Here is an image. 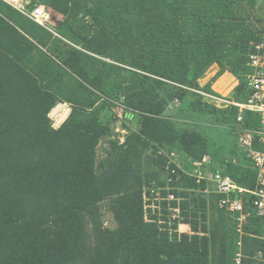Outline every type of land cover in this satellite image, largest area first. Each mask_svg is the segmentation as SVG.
I'll return each instance as SVG.
<instances>
[{
  "label": "trees",
  "instance_id": "16d2710c",
  "mask_svg": "<svg viewBox=\"0 0 264 264\" xmlns=\"http://www.w3.org/2000/svg\"><path fill=\"white\" fill-rule=\"evenodd\" d=\"M41 1L64 16L89 14L96 30L79 37L80 48L58 40L66 49L52 55L44 50L51 34L0 1V264H232L237 236L229 213L225 225L217 196L219 218L211 216L210 228L202 225L207 235L179 234L175 225L169 231L155 216L145 220L143 179H158L164 158L153 153L143 163L141 156L147 147L193 158L209 152L204 134L177 113L164 115L174 100L184 104L194 96L190 112L238 123L236 106L201 104L192 89L217 63L237 79L234 100H245V64L259 31L230 14L233 0ZM104 59L129 68L131 81L119 90L124 115L137 113L140 128L98 171L95 146L106 126L95 94L108 90L109 69L121 70ZM65 101L71 110L53 127L48 114ZM240 124L257 126L258 116L244 111ZM219 164L215 170L254 186L256 172L243 155ZM178 174L185 187L196 186ZM180 194L188 197L183 220L196 231V218L206 220V200ZM107 198L114 229L101 226L99 204ZM244 230V252L264 249V215L251 216Z\"/></svg>",
  "mask_w": 264,
  "mask_h": 264
},
{
  "label": "rangeland",
  "instance_id": "374dc122",
  "mask_svg": "<svg viewBox=\"0 0 264 264\" xmlns=\"http://www.w3.org/2000/svg\"><path fill=\"white\" fill-rule=\"evenodd\" d=\"M34 1L44 4L48 11L49 17L45 27H41L51 34L47 47L43 49L52 55H55L59 51L64 52L66 49L58 40H62L71 47L80 48L78 42L79 37L81 35L90 36L96 30L93 20L85 12H81L74 17L72 15L64 16L49 8L43 1ZM0 7L4 8V5H0ZM228 8L230 14L238 15L246 19L247 25L253 30H258V35H260L261 40H264V0H233L228 5ZM63 32L65 35L62 34ZM104 60L113 65H118L121 70L109 69V77L106 79V85L109 87L108 90L105 93L98 92L95 94L99 98L95 107L101 109V118L106 126L105 133L98 139L95 146V164L96 166L98 165V171L102 170L101 165L106 164L108 159H110V155L116 149L115 147L123 145L126 137L130 133L138 131L140 128V116L137 113H129L128 117L124 115L125 107L122 102L123 96L120 94V90L131 81L129 68L124 64L109 59ZM236 82V77L228 70V67L221 68L217 63H213L198 77V87L192 90L200 98L201 104L214 106L210 103L207 96L197 91L234 99ZM195 98L194 96L187 97L184 100V104L174 101L171 102L164 111V115L172 117L177 113L176 116L186 125L207 137L209 152L206 155L210 159V164L208 165L210 169L215 170V168H218L223 157H242L243 154L238 146L239 124L236 122L220 123L215 120L217 114L213 112L207 113V111L200 112L198 110L190 112L187 105L191 101H195ZM57 104H60V107L50 114L54 109L53 107L48 114L53 127H57L66 119L72 107V104L67 101ZM202 107L204 108L203 105ZM153 153L164 158V170L160 173L158 179H150L148 181L143 179L142 197L145 207V220L147 221L149 217L152 218L155 216L159 224H167L165 228L169 231H173V225H175L179 234L186 233L192 235L194 233L207 235L202 229V225L205 224L210 228L211 216L214 215V217H217L220 212L214 207V198L212 197L214 195L205 192L204 183L202 181L197 182L191 176L192 173H195L196 168L201 172L207 168L206 164L200 166L194 164L200 161L203 155L200 158H193L188 156L184 151L175 148L166 147L155 149L154 147H147L141 156L143 163L145 162V157L151 156ZM211 153L214 154V158L212 157V159ZM178 171L191 177L196 186L185 187L183 181L179 178ZM181 191L191 192L195 195L200 194L206 200V220L203 221L200 218H196L198 220V228L196 231L191 229L190 223L184 222L183 220L181 202L188 199V197L181 196ZM218 208L220 207L218 206ZM222 215L224 216L223 221L225 225L230 223V215L226 211H222ZM99 216L102 228L114 229L117 226L109 198L100 202Z\"/></svg>",
  "mask_w": 264,
  "mask_h": 264
},
{
  "label": "built area",
  "instance_id": "2783aa9c",
  "mask_svg": "<svg viewBox=\"0 0 264 264\" xmlns=\"http://www.w3.org/2000/svg\"><path fill=\"white\" fill-rule=\"evenodd\" d=\"M0 1L26 19L45 27L49 14L44 4L34 0ZM245 66L244 82L247 92L245 100L239 102L212 93L196 91L207 96L210 103L216 107L236 106L238 108L236 117L240 126L238 146L256 172L254 186L246 188L239 185L228 174L210 169L208 167L210 159L206 154L194 164L196 166L206 164L207 168L203 172L196 168L191 176L197 182L202 181L205 192L217 196V205L232 216L237 236L232 264H264V249H257L251 253L244 252L243 249V236L246 234L244 226L251 216L264 215V40L253 45L252 51L247 55ZM174 102L178 103L177 100ZM244 111H250L258 116L257 126L245 127L240 124ZM232 161L236 160L233 158Z\"/></svg>",
  "mask_w": 264,
  "mask_h": 264
},
{
  "label": "water",
  "instance_id": "95a60500",
  "mask_svg": "<svg viewBox=\"0 0 264 264\" xmlns=\"http://www.w3.org/2000/svg\"><path fill=\"white\" fill-rule=\"evenodd\" d=\"M58 107H60V104H57L54 109L50 112V114H52Z\"/></svg>",
  "mask_w": 264,
  "mask_h": 264
},
{
  "label": "crops",
  "instance_id": "0c3cea01",
  "mask_svg": "<svg viewBox=\"0 0 264 264\" xmlns=\"http://www.w3.org/2000/svg\"><path fill=\"white\" fill-rule=\"evenodd\" d=\"M237 83V82H236Z\"/></svg>",
  "mask_w": 264,
  "mask_h": 264
}]
</instances>
